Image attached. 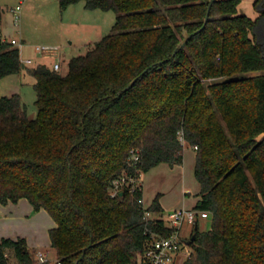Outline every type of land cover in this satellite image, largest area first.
Returning <instances> with one entry per match:
<instances>
[{
    "label": "trees",
    "instance_id": "trees-1",
    "mask_svg": "<svg viewBox=\"0 0 264 264\" xmlns=\"http://www.w3.org/2000/svg\"><path fill=\"white\" fill-rule=\"evenodd\" d=\"M80 1L116 21L64 72L26 66L0 36V77L28 71L37 92L36 117L20 93L0 96V203L26 198L46 210L61 264H146V229L173 228L144 218L141 188L112 194L113 181L182 163L188 143L194 208L212 223L195 224L183 264H264V0L254 2L256 18L240 11L242 0H215L206 24L210 0L59 4ZM184 30L192 35L181 46ZM147 209L163 212L159 195ZM37 260L25 237L0 239V264Z\"/></svg>",
    "mask_w": 264,
    "mask_h": 264
},
{
    "label": "rangeland",
    "instance_id": "rangeland-1",
    "mask_svg": "<svg viewBox=\"0 0 264 264\" xmlns=\"http://www.w3.org/2000/svg\"><path fill=\"white\" fill-rule=\"evenodd\" d=\"M249 1L244 0L241 3L243 10H246L245 3ZM19 4L22 6L21 19L16 25L10 22L3 27L2 38L12 36L23 42L22 57L28 55L26 53L27 49H33L37 45L57 48L61 54V71L63 72L66 71L67 62L72 56L83 53L86 50L87 45L84 42L90 36L87 35L78 39L76 32L77 30L79 31V28L75 24L83 17V10H86V12L92 10L93 14L97 12V17L87 18L97 19L94 22L103 27V36L111 31L117 16L113 10L87 9L84 7V1L62 10L59 0H0V5L5 9V12H7L8 8ZM249 6L255 9L254 4ZM100 37L99 31L91 36L95 40ZM72 39H74V43H70ZM38 56L41 57L40 54ZM41 59L48 64H52L54 61L49 55L41 57ZM35 64L33 62L29 65ZM258 73L256 71L249 74ZM35 82V77L25 70L21 73L2 76L0 77V96L15 92L20 93L29 115L36 117L37 105L35 100L37 92L34 86ZM185 146L182 163L174 166L161 163L145 174L143 191L145 204L148 206L159 195V200L164 207L163 212H154L152 214L154 217L168 219L171 210L192 208L199 198L200 184L195 177V150L188 143H185ZM6 210H8L6 213L10 215V217H6L7 219L5 218L4 209L2 210L3 212L0 210V235L15 237L17 234H23L34 238L39 234L42 237V244L38 248L35 244H30V246L36 247L43 252L49 251L53 262H56L55 248L52 247L51 243H48V227L53 222L51 215L46 210H36L26 199L23 201L21 199L18 203H10V207H7ZM211 223L212 219L210 217L200 218L199 228L207 230L211 227ZM194 228V223L186 219L182 225V235L189 240ZM31 249L37 252V249ZM188 250L192 254L193 247L191 244H189ZM191 254H188L183 260ZM11 261L15 262L12 257Z\"/></svg>",
    "mask_w": 264,
    "mask_h": 264
},
{
    "label": "built area",
    "instance_id": "built-area-1",
    "mask_svg": "<svg viewBox=\"0 0 264 264\" xmlns=\"http://www.w3.org/2000/svg\"><path fill=\"white\" fill-rule=\"evenodd\" d=\"M9 11L13 14L14 22L17 24L21 19L22 6L19 4L17 6L9 8ZM3 41L10 42L13 46L19 48V53L21 61L23 64L28 65L34 62L32 58L22 57L23 42L15 37L10 39L2 38ZM38 54L41 57H47L48 55L54 60L51 64V68L54 70L61 69V54L57 48L51 46H39L35 47ZM196 148V147H195ZM130 159L137 163L140 160V154L137 149H131ZM143 173L140 172L138 176L133 175H123L113 181L112 185V194H116L120 190H123L125 187H128L130 190L135 187H139L143 190L142 178ZM139 202L145 208L144 218L146 220L155 219L158 217L152 216L154 213L147 209L144 198L139 199ZM210 217V212L208 210H199L196 208H179L171 210L169 212L168 219H163L167 226L173 228V231L170 235L164 236L157 231H151L149 228L146 229V233L149 234L147 250L145 253V262L146 264H182L183 259L191 252L188 250L189 244L187 243V238L182 235V225L187 219L188 221L194 223V225L200 221V218ZM160 218V217H159ZM37 262L35 264L53 262L52 258L49 255V251L43 252L38 250L36 252ZM57 264H61L60 261H57Z\"/></svg>",
    "mask_w": 264,
    "mask_h": 264
},
{
    "label": "crops",
    "instance_id": "crops-1",
    "mask_svg": "<svg viewBox=\"0 0 264 264\" xmlns=\"http://www.w3.org/2000/svg\"><path fill=\"white\" fill-rule=\"evenodd\" d=\"M244 2V0L241 2V3H243ZM254 2H255V0H250L249 2H247V3H245V5H246V7H245V9L246 10H243L242 8H241V3H240V6H239V9H240V11L241 12H244V13H246L247 15H249L250 17H252V18H256L258 15H259V12L256 10V9H254V8H251L249 5L250 4H254ZM73 5H75V4H73ZM70 7V6H69ZM68 7V8H69ZM84 7H85V2H84ZM3 8V7H2ZM11 8V7H10ZM4 9V8H3ZM84 12H83V17L79 20V22L78 23H75L76 24V26H78L77 28H79V31L77 30V32H76V37L79 39V38H82V37H86L87 35L88 36H90V37H88V39H87V41L86 42H84V44H86V45H88L89 43H92V42H94V41H96V40H99L103 35H102V33L104 32V31H102L103 30V27L102 26H100L98 23H95L94 22V20H97L96 18L95 19H88V18H91V17H97L98 16V14H97V12L95 13V14H93L94 12H91L92 10H90V12H86V10H83ZM10 15H9V14ZM21 16H22V12H21ZM88 17V18H87ZM13 23L14 25H16V23L14 22V17H13V14L9 11V8L7 9V12H5V9L3 10V15H2V20H1V22H0V36H1V38H2V28L3 27H5L6 25H8L9 23ZM93 22V23H92ZM99 31V33L101 34V37L99 38V39H92L91 38V36H92V34H95L96 32H98ZM12 36H5V38H7V39H10ZM70 43H74V39H72V40H70ZM26 53L28 54V55H26V57H28V58H32L33 60H34V62L36 63V64H38V63H46L48 66H51V64H48L46 61H44V60H42L41 59V57L40 56H38L39 54H38V52L36 51V49H35V47H33V49H27V51H26ZM35 64V65H36ZM26 66H34V65H26ZM24 71V70H23ZM22 72V71H21ZM20 72V73H21ZM194 148V150H195V147H193ZM195 157H196V150H195ZM145 174H146V172H144L143 173V178H142V185H143V191H144V181H145ZM145 193V192H144ZM201 197H200V195H199V198H198V200L200 199ZM24 199H26V198H22V201L24 200ZM21 200V199H20ZM19 200V201H20ZM26 200H28V199H26ZM145 200H146V197H145ZM197 200V201H198ZM18 201V202H19ZM29 201V200H28ZM196 201V202H197ZM17 202V203H18ZM30 202V201H29ZM10 203H13V202H9V203H7V204H3V203H0V210L2 211L3 209H4V212H5V218L6 217H10V215H8L6 212L8 211V210H6V208L7 207H10ZM196 204V203H195ZM4 206V207H2V206ZM163 206V205H162ZM195 206V205H194ZM193 206V207H194ZM32 207H34L33 205H32ZM192 207V208H193ZM164 208V207H163ZM40 210H44V209H40ZM3 212V211H2ZM7 219V218H6ZM0 220H1V218H0ZM56 225V223H55V221L53 220V222H52V224L48 227V243H51V240H50V234H49V230H50V228H52V227H54ZM2 237H11V238H17V237H25L26 239H27V242H28V245H29V248H35V249H37L38 248V246H40V244H42L41 243V241H42V237L39 235V234H37L36 235V237H34V238H30V237H28L27 235H23V234H17L15 237L14 236H10V235H0V239L2 238ZM30 244H35V246H37V248L36 247H31L30 246ZM39 249H37V251H38Z\"/></svg>",
    "mask_w": 264,
    "mask_h": 264
},
{
    "label": "water",
    "instance_id": "water-1",
    "mask_svg": "<svg viewBox=\"0 0 264 264\" xmlns=\"http://www.w3.org/2000/svg\"><path fill=\"white\" fill-rule=\"evenodd\" d=\"M214 1H215V0H210V4H209V7H208V13H207V16H206V18H205V24L207 23V21H208V19H209L210 9H211V6H212V4H213ZM205 24H204V25H205ZM183 35H184V37H183V39H182L181 42H180V45H181V46H185V45H186L187 40L191 37L192 34L189 33L187 30H184ZM141 75H143V73H142ZM135 81H136V79H134V80L131 82V85H133V84L135 83ZM196 228H197V225H196ZM194 238H195V236L193 235L191 239L187 240V243H188V244H191V242H192V240H194Z\"/></svg>",
    "mask_w": 264,
    "mask_h": 264
}]
</instances>
